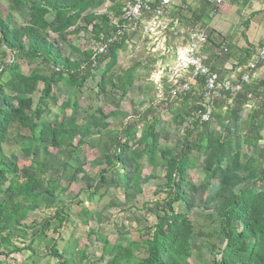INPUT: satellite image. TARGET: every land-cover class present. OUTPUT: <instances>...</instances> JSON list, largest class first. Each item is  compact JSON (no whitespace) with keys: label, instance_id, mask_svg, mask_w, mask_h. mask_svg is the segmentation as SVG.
I'll return each mask as SVG.
<instances>
[{"label":"trees","instance_id":"1","mask_svg":"<svg viewBox=\"0 0 264 264\" xmlns=\"http://www.w3.org/2000/svg\"><path fill=\"white\" fill-rule=\"evenodd\" d=\"M123 1L111 0L108 11L102 13L97 11V7L105 0H8L10 9H21L29 5L28 19L19 27H11L9 21L0 16V52L2 46L10 52L7 56L3 53L8 60L2 62L0 69V182L7 178L8 173L12 175L7 188L10 195L7 199L0 200V264H11L4 259L21 250L13 244V238L16 235L25 237L24 221L29 212L40 207L42 192L38 191L50 171L36 158L31 143L22 148L23 166L18 161L8 162L2 156L9 126L18 123L30 131L32 143H51L53 147L61 148L71 157H76L96 134L93 129H97L98 133V128L108 125L105 120L117 115V112L105 113L103 102L106 85L113 78L109 71L117 63L118 51L125 46L130 35H124L121 40L113 42L108 52L99 56L98 64L87 69H82L81 63L66 55L59 40H52L50 35L53 33L68 41L71 36L80 34L89 26L97 40L101 35H110L116 31L115 26L111 24L112 18L120 19ZM200 4L197 8L199 14L192 12L195 15L191 24L195 26V22H200L198 26L206 27L209 32L208 43L219 49L224 40L221 39V42L217 43V32L203 21L204 17L210 18L209 6L216 11L217 7L215 8L210 0H202ZM18 55L38 60L59 70L53 71L51 76H46L35 68L25 75L16 60ZM90 55L86 61H89ZM103 62L105 71L101 76H96L94 72ZM137 66L138 64H135L127 70L120 81L123 96L134 83V71ZM5 73L9 78L3 81L1 77ZM91 77L97 79V96L101 97L103 102L88 116L86 122L58 124L46 119L45 114L50 111L47 107L42 108V102L52 95L55 84L64 80L70 86L82 89ZM39 82L44 85L39 103L34 107L32 95L38 90ZM116 85L113 83V86ZM7 87H12L14 93L8 94ZM249 87L239 92L234 97L233 104L225 110L214 108L206 122H201V117L195 113L196 110H204L203 106L195 103V106L189 107V101L194 96L191 93L184 95L180 108L170 110L171 114L177 113L176 123L179 125L194 116L192 125L184 131L180 152L171 149L159 150L161 135L157 114L146 124L141 137L134 143L131 142V128L126 129L124 135L116 140V148L105 155V164L100 176L93 181V193L103 184H107L108 172L116 170L119 165L124 169L123 181L127 186L126 190L142 191L139 188L140 179L143 180L142 172L137 162L139 150L132 147L135 143L145 140V151L149 160H156L159 153L165 168V182L156 191L166 194L163 207L165 214L156 215V222L147 229V235L142 236L140 241L111 246L106 240L104 252L111 255L109 264H196L193 250L196 247L194 238L197 232L190 214L196 207L193 193L197 187L189 177V169L194 165L196 155H199L198 161L202 163L205 175L202 188L206 196L201 198L200 203L206 211H212L221 220L223 247L215 253L213 264H264V171L261 170L264 156L256 158L249 153L242 154L240 149L235 150L233 146L234 136L243 115L240 111L242 101L250 99L249 94L259 93V87L256 85H252V89ZM67 103L64 107L69 105ZM74 104L77 105L76 102ZM258 115L261 117L252 123V132L243 138L245 146L250 148H257L262 139L264 108L262 111H254L252 117L257 119ZM203 151L205 153L201 155ZM84 165L80 164L73 170L68 180L69 185L78 180L80 173L87 172ZM151 178L152 176L146 180ZM61 188L63 193L69 186ZM57 189L58 185L52 184L46 191L55 197ZM4 191L0 184V194ZM178 202L186 205L184 212L175 209L174 204ZM159 209V203L155 202V210ZM64 214L62 208H57L51 218L58 221V225L54 227L56 232L66 221ZM45 224L50 227V220H46ZM41 233L44 234L45 229H42ZM53 242L50 254L58 258L60 264H68V260L60 251L62 249L56 245L57 241ZM136 248L144 255L136 253Z\"/></svg>","mask_w":264,"mask_h":264},{"label":"rangeland","instance_id":"2","mask_svg":"<svg viewBox=\"0 0 264 264\" xmlns=\"http://www.w3.org/2000/svg\"><path fill=\"white\" fill-rule=\"evenodd\" d=\"M221 1V6L216 3L218 8L225 5V1ZM178 2L179 5L175 6L174 15L180 20V26L192 27L190 20L194 17H191V14L193 10L199 14L197 8L201 5V1L179 0ZM110 5L111 0H105L97 7V11L106 13ZM28 13L29 5L21 9H10L8 0H0V16L5 17L11 27H19L26 22ZM217 13L218 11L210 18L204 17L203 21L211 27L226 25L225 21L228 19L225 18V13L219 16ZM232 20L233 18L229 19L231 22L228 24H233ZM239 20L238 17L237 22ZM195 24L200 25V22H195ZM50 36L52 40L56 38L59 40L66 55H70L73 60L81 64L86 63L89 54L95 52L99 41L91 31V26L80 34L71 36L68 41L58 38V35L53 33ZM129 37L125 46L118 51L117 63L109 71L113 78L106 85L104 102L101 97L102 101L97 96V79L92 77L87 80L82 89L72 87L64 80L58 82L53 88L52 95L42 102V108L47 107L50 111L45 114L46 119L58 124H82L102 102L105 113L117 112L115 117L105 120L108 125L105 128H98V133L97 129H93L96 134L76 157H71L61 148L53 147L51 143H32L33 138L30 131L18 123H12L9 126L7 139L2 147V156L8 162L18 161L22 165V148L25 144L31 143L36 158L50 171L45 176L42 188L38 191L42 192L40 207L29 212L28 218L24 221L25 237L16 235L13 238V244L21 250L12 253L9 258L4 259L5 261L11 264H60L58 258L50 254L53 241H57L56 245L62 249L60 251L68 260V264H109L111 255L104 252L106 240L111 246L140 241L142 236L147 235V229L156 222V215L165 214L163 207L166 194L156 193L165 182V168L159 153L156 160H149L145 151L147 144L145 140L135 143L132 147L139 150L137 162L142 172L143 180L140 179L139 182V188L142 191L126 190L127 186L123 181L124 169L122 165H119L116 170L108 172L107 184H103L98 191L93 193L95 189L93 181L95 182L100 176V171L105 164V155L114 151L116 140L124 135L126 129L131 128V142L134 143L141 137L146 124L157 114L160 120L158 130L161 135L159 150L171 149L180 152L183 146L184 131L193 122L194 116H190L183 125H179L176 123L177 113H170V110L180 108L183 101V95L171 96L170 94L173 84L171 77L178 61L175 37L167 40L160 38L155 42L144 39L140 33L131 34ZM8 52L7 48L2 46L0 69L2 62L8 60L6 57ZM3 53L6 56H3ZM225 57L228 58L227 55ZM16 60L20 63L21 71L25 75L35 68L46 76L53 74L50 66L38 60L19 55L16 56ZM135 64L138 66L134 71V83L128 93L123 96L120 81L125 72ZM99 66L94 72L96 76H101L105 71V62ZM8 78L7 73L1 77L3 81ZM113 83L117 85L113 86ZM43 85V82H39L38 90L32 95L34 107L39 103ZM6 92L13 94L14 89L7 87ZM259 93H253L250 99L242 101L240 111L243 115L233 144L235 150L240 149L242 154L249 153L256 158L264 156V128L261 131L262 139L257 148L245 146L243 138L244 135L252 132L250 129L252 123L261 117L260 115L257 119L252 117L254 111H262L264 108V98ZM66 102L69 105L64 107ZM199 102L200 98L194 96L188 106H195V103L199 104ZM214 106L215 110H225L219 99L215 101ZM204 153L205 151L201 155ZM198 158L199 155L194 157V165L189 169L190 180L197 187L193 193L196 207L190 214L197 232L194 238L196 247L193 250V259L196 264H213L215 253L223 247V237L220 233L221 220L212 211H206L200 203L201 198L206 196V192L202 188V182H205L203 165ZM83 163L87 172L80 173L78 180L69 185L68 180L73 170ZM11 176V173H8L7 178L0 182L5 190L0 194V200L7 199L10 195L7 188ZM151 176V179L146 180ZM52 184L58 185L55 197L46 191ZM66 186L69 188L62 193L61 187ZM155 202L159 203V210H155ZM174 206L179 212L186 210L183 202L175 203ZM57 208L63 209L66 221L56 232L54 227L58 225V221L51 218ZM46 220H50V227L46 226ZM42 229H45L44 234L41 233ZM135 252L141 256L144 255L138 248Z\"/></svg>","mask_w":264,"mask_h":264},{"label":"built area","instance_id":"3","mask_svg":"<svg viewBox=\"0 0 264 264\" xmlns=\"http://www.w3.org/2000/svg\"><path fill=\"white\" fill-rule=\"evenodd\" d=\"M178 0H124L121 22L119 18L113 20L115 30L110 35H101L95 52L89 61L81 65L82 69L93 68L98 64L99 56L108 52L110 45L122 39L124 35L140 33L144 39L159 41L167 40V31L172 35L179 34L177 20L171 18V11L178 5ZM221 3V0H217ZM216 10L210 11L214 16ZM172 22L175 26H171ZM208 41V32L205 27L192 26L188 32V47L178 52L177 67L172 73L173 81L171 96H181L192 93L200 98L199 104L204 110H196L201 122L210 119L217 99L226 104H233L234 97L251 85L252 74L259 64L264 63V47L253 57L246 66L236 69L229 75H222L213 66L209 65L201 51ZM154 44V43H152ZM188 48V49H187ZM52 72L59 68H52ZM252 94L248 97L251 98ZM264 171V165H263Z\"/></svg>","mask_w":264,"mask_h":264},{"label":"crops","instance_id":"4","mask_svg":"<svg viewBox=\"0 0 264 264\" xmlns=\"http://www.w3.org/2000/svg\"><path fill=\"white\" fill-rule=\"evenodd\" d=\"M224 1L225 5L223 7H220L222 4L221 1V3H219L220 6L218 8V6L216 5L217 0H210L213 6L215 5V8L217 7L218 16L221 15V13H225L224 16L228 19L225 21L226 25L222 24L219 27H211L209 25V27L215 29V31L217 32V43L221 42V39H223L224 42L218 49V47L216 48L214 44H211L210 42L208 43L207 41V43L203 46L201 53L209 65L213 66L214 69L218 70L222 75L226 76L233 73L236 69L246 66V64L258 54L259 49L264 47V0ZM177 3L179 5V2ZM210 7L211 5L208 8V13H210ZM174 9L172 10L171 18L173 20H177L178 23H180V20L176 17V15H174ZM176 10L178 9L176 8ZM194 15L195 14L192 13L191 17H194ZM238 17L240 18L239 22H237ZM231 18H233V24H228L229 22H231L229 21V19ZM114 19L115 18L112 19V25H114ZM187 19L190 20V18ZM193 19L194 18H192L190 22H193ZM171 26H175L173 22ZM176 27L179 29L178 32L180 31L179 34L177 36H174L172 35L171 31H167V36L169 38L175 37L174 39L176 50L180 52L182 50H185L186 47H188V32L191 26L181 27L179 24ZM176 38L180 41H178ZM226 55L228 56L227 59L225 57ZM251 80V87L249 88L252 89V85H256L257 87H259L261 97L264 98V63L258 65V67L252 74ZM219 101L224 105L223 107L225 109L230 105L226 104V102H224L223 100ZM245 105H247V103Z\"/></svg>","mask_w":264,"mask_h":264}]
</instances>
